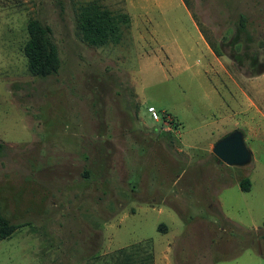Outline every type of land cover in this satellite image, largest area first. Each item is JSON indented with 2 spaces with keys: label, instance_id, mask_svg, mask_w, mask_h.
I'll use <instances>...</instances> for the list:
<instances>
[{
  "label": "rangeland",
  "instance_id": "1",
  "mask_svg": "<svg viewBox=\"0 0 264 264\" xmlns=\"http://www.w3.org/2000/svg\"><path fill=\"white\" fill-rule=\"evenodd\" d=\"M91 2L127 14L119 42L83 39ZM30 19L57 48L46 77L27 68ZM229 62L264 65V0H0V210L17 224L0 264H264V227L232 224L217 201L234 176L264 174V135L245 140V165L212 152L211 114L233 107L216 90Z\"/></svg>",
  "mask_w": 264,
  "mask_h": 264
},
{
  "label": "crops",
  "instance_id": "2",
  "mask_svg": "<svg viewBox=\"0 0 264 264\" xmlns=\"http://www.w3.org/2000/svg\"><path fill=\"white\" fill-rule=\"evenodd\" d=\"M200 34L205 44L206 40L201 32ZM230 65H234L233 62H229L227 67L219 66L222 71L227 73V78L218 74L216 90L221 97L219 104L228 107L229 103H232L233 107L219 114H211L212 120L208 121V123L217 125V130L223 132V135L235 128H240L244 133L245 140L247 138H257L260 135H264V71L258 74L246 75L234 67L229 69ZM235 87H237L238 91ZM222 92L226 94V97L225 95H221ZM241 101L246 103L244 108L241 107ZM173 114L176 116L175 113ZM226 124H231V126H226ZM249 148L253 157L254 152L252 147L249 146ZM244 174L234 176L229 183L223 185L218 190L217 201L224 217L236 222L240 227L244 226L255 230L258 236V230L264 227V212L254 210L255 206H253L246 196L256 193L257 197H264V174H257L252 167ZM244 177L250 180V188L248 190H243L240 186V180ZM230 190L236 194L238 193L242 198L241 206L237 210L233 207L228 208L225 203L224 195L228 193L225 191ZM240 209L241 216V213H238ZM221 229L225 231L224 228ZM258 240H260V237ZM258 254L264 258L260 252Z\"/></svg>",
  "mask_w": 264,
  "mask_h": 264
},
{
  "label": "trees",
  "instance_id": "3",
  "mask_svg": "<svg viewBox=\"0 0 264 264\" xmlns=\"http://www.w3.org/2000/svg\"><path fill=\"white\" fill-rule=\"evenodd\" d=\"M128 18L126 13L113 12L101 4L91 2L83 5L81 8L78 26L83 39L87 43L95 46L105 45L110 42L117 43L120 41L122 37V25L129 22ZM245 19V15L241 14L238 22L242 28L245 27ZM49 31V26H43L36 19H30L27 23L28 36L24 43L23 51L27 58V68L29 72L39 77H46L55 73L60 64L57 48L48 37ZM210 46L214 51H217L214 46ZM239 69H241L240 66ZM262 71H264V65L258 66L253 73H243L246 75H253L261 73ZM240 186L243 190H248L250 188L249 178H242L240 180ZM220 214L225 220L238 225L236 222L224 217L221 212ZM16 227L17 224L11 223L0 210V240L9 237ZM120 260L121 262L116 264H131V260L129 259L130 262H128L125 257ZM142 264L147 263L143 261Z\"/></svg>",
  "mask_w": 264,
  "mask_h": 264
},
{
  "label": "water",
  "instance_id": "4",
  "mask_svg": "<svg viewBox=\"0 0 264 264\" xmlns=\"http://www.w3.org/2000/svg\"><path fill=\"white\" fill-rule=\"evenodd\" d=\"M212 152L228 165H245L252 159L241 129H233L224 134L212 146Z\"/></svg>",
  "mask_w": 264,
  "mask_h": 264
},
{
  "label": "built area",
  "instance_id": "5",
  "mask_svg": "<svg viewBox=\"0 0 264 264\" xmlns=\"http://www.w3.org/2000/svg\"><path fill=\"white\" fill-rule=\"evenodd\" d=\"M147 111L149 112L150 116L153 119H159L160 118V120L162 119V121L165 123L167 121H170V122L173 121V116H171L168 112H164L162 115H159L157 112V108L154 105H149L147 107Z\"/></svg>",
  "mask_w": 264,
  "mask_h": 264
}]
</instances>
